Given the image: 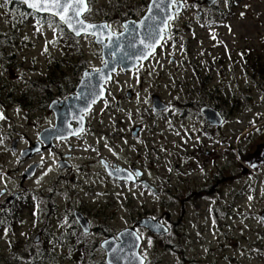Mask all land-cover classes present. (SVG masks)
Segmentation results:
<instances>
[{
  "label": "rangeland",
  "instance_id": "1",
  "mask_svg": "<svg viewBox=\"0 0 264 264\" xmlns=\"http://www.w3.org/2000/svg\"><path fill=\"white\" fill-rule=\"evenodd\" d=\"M149 1L92 0V10L86 18L111 24L117 34L122 31V22L142 18ZM204 2L186 0L182 15L172 23L171 29L175 27L171 30L172 38L141 71L117 75L107 106L102 102L92 112L94 135L88 137L87 143L94 149L78 153L80 162L91 158L90 171H80L79 182L65 190L58 202L62 216L71 212L66 202L78 205L85 200L93 201L94 214L85 216L92 233L86 238L78 234V243L84 246L78 251L75 248L74 252L69 248L66 257H60L62 253L53 250L48 241L39 252L42 264H91L86 263L89 252L93 264H105L99 248L101 242L122 228H132L141 216L159 220L168 229L164 235L138 229L142 239L140 253L146 264H264V154L254 156V148L264 144V0H220L214 6L222 10L220 18L210 16ZM8 4V0H0V36L10 37L0 40V113L4 116L0 119V131L6 134L11 129L13 125L5 117L19 120L17 107H22L27 111L23 114L25 121L19 124V130L28 135L23 137L21 146H24L26 138L32 139L35 134L24 125H34L41 118L37 110L39 95L55 99L57 86L65 85L68 97L76 89L83 71L99 69L104 63L100 48L91 38H71L49 22L44 26L25 22L26 17ZM230 5L232 8H228ZM37 34L45 38L43 44ZM50 40H59L62 50L56 43L44 45ZM209 68L216 73L218 92L214 94L219 99L218 112L225 118L222 129L217 130L222 141L216 146L220 153L223 151V167L226 170L227 165L228 171L223 193L202 199L187 193L191 186L202 184V165L193 160L191 168L182 167L191 174L188 178L179 179L175 172L169 171L174 164L171 152L188 143L193 147L196 142L190 137L197 140L200 128H205L194 118L198 113L191 112L185 103L204 93L194 71ZM156 96L169 105L167 111L152 110ZM18 98L26 99L27 107L14 103ZM212 99L214 96L209 94L206 101ZM135 129L138 132L133 138ZM151 158L158 162L152 165ZM100 159L121 169L129 170L134 165L145 167L150 181L155 183V177L159 179L156 189L161 194L157 195L156 190L149 195L134 189L130 183L123 186L110 182L100 167ZM18 167L15 159L8 166L12 171ZM232 168L236 177L230 174ZM56 176L50 165L49 172L44 170L41 176L23 184L31 193L27 194L31 206L40 198L34 193L41 194V189L56 183L59 179ZM5 184L13 190L20 188L18 180L3 179L0 187ZM70 184L68 179L64 181L65 186ZM169 187L175 189V202L166 194ZM103 201H108L105 208L101 206ZM42 225L33 220L32 231L33 226L39 229ZM18 236L21 237L17 231L16 245L20 242ZM0 245L3 248L0 264H27L30 257H37L29 251L8 254L7 246ZM51 256L59 258L49 261Z\"/></svg>",
  "mask_w": 264,
  "mask_h": 264
},
{
  "label": "flooded vegetation",
  "instance_id": "2",
  "mask_svg": "<svg viewBox=\"0 0 264 264\" xmlns=\"http://www.w3.org/2000/svg\"><path fill=\"white\" fill-rule=\"evenodd\" d=\"M161 48L163 47H160L156 50L155 55L159 53ZM61 50L62 48L60 45V51ZM151 58L148 61H150ZM138 69L139 70L136 69L131 72L117 71L115 74L116 76L113 75L110 82H107L104 86V97L99 100L89 112H84L81 114V116H83L82 121L80 120L81 116L78 114L80 112L78 111V108L71 110L70 112H65L63 110L65 107L69 108L70 104H73L72 101L73 98L77 96L76 92L79 87V83L74 92L69 94L68 97L66 96V88H64L65 85L57 86L58 95L55 99L48 98L44 94H40L39 97H41V99L40 101H37L40 108L37 110L41 112V118H39L34 125L29 123L24 125L25 128H31L33 133H35L32 139L26 138L24 146H21V143L24 142L23 137H27L28 135L23 134L19 130V124L21 121H25L23 114H27V111H25L22 107H17V112L19 113L17 116L19 120H16L15 117H5L7 122L13 126L6 134L1 133L0 131V134H3L2 136L0 135V183L3 179H7L8 181L18 180L20 182V188L18 189L13 190L10 186H7V184H5L3 187H0V235L3 234V236L0 237V243L7 246L5 250L8 252V254L14 255L18 251H29L32 255H36L37 257L34 259L30 257L27 260V264H42L43 258L39 256V252L42 250V247L45 248V245L48 243V241V245L52 244L53 250L56 249L55 251L62 253L60 257H66V252L69 248L74 252L75 248H77L78 251L82 246H84L78 243V234L82 233L83 237L86 238V236H89V234L92 233L90 223L85 216L88 217L89 214H94L92 211V208H94L93 201L90 203L88 200H85L84 203L78 205L75 203L72 204L71 202H66L67 206L70 207L71 212L63 214L62 216L60 215V207L58 202L61 198H63L61 194L64 193L65 190L67 191V189H69L71 186H74L75 183L79 182L77 180V174H80V171L82 173L85 171H90L88 162H90L91 158L87 157L80 162L78 153L80 151L87 152L94 149L90 144L87 143L88 137L94 135V121L91 118L92 112L102 102L110 101V97L113 96L111 85L116 79L117 75L123 76V74L126 75L128 73H137L141 71L142 67H139ZM204 70L205 71H194L196 80H199L202 87L204 88L202 90L204 93L199 95V97L194 96L192 99L188 100L185 103V106H187L191 112L194 110L198 113L196 116H194V118H196L195 120L200 122L202 127L205 128H200L198 136L196 137L197 140H194L190 137V139L196 142L192 145L193 147H190L191 143H188L183 147L175 148L173 152H171L174 164L169 171L170 174L175 172V174L179 176V179L183 177L188 178L191 174L188 173L187 170L183 171L182 167L188 166L191 168V162L193 160L202 165L201 169L204 170V173L201 177L202 184L193 185L190 187L191 191L187 190L189 196L194 194L195 198L201 197L202 199L208 195L222 194L225 177L222 160L223 151L220 153L219 147L216 146L222 141V138H219L220 132L217 130L222 129L225 123V118L221 115V113L218 112L219 104L217 103V100L219 99L218 97H215L214 94L215 91L218 92V87L215 82L216 73L211 71L212 68ZM88 71L94 73L92 70ZM215 72H217V70ZM68 89L69 88H67V91ZM208 90H212L209 92V94L215 98L212 99V101H206V99L209 98V94L207 93ZM14 103H19L21 106L27 107L26 99L18 98L15 99ZM117 103L119 105V100H117ZM203 108L213 109L220 114L222 119L220 126H210L209 121L201 113ZM76 120H78V122ZM81 127H83L84 131L80 132L79 135H73V132H78ZM203 140H207V142L205 143ZM227 144L228 142L225 143V145ZM256 148H254V150ZM206 158L208 159L206 160ZM13 159H15L17 164H19L18 169L14 171L8 168L10 161ZM155 160H158L157 156ZM203 160L204 163L202 162ZM83 162H87L88 164L80 166V164ZM157 162L158 161H154V163L152 162V165L156 164ZM99 163L103 173H105V175L108 176L110 180H112L110 182L116 181L123 186H127L130 183L131 187L133 186L134 189H139L142 192L149 193V195L154 194L153 191L157 190L156 186L159 184V179L155 177L156 179L154 181L156 184L150 181V178H148L145 174L147 173L145 167L140 168L139 166L134 165L129 168V170L123 169L129 173H135L136 171L140 173L138 177L134 176L133 179L123 181L118 180L108 172V169L112 172L115 165L108 163L105 161V159H100ZM105 164H107V167ZM228 164L231 163L228 162ZM50 165L56 170V179H59L56 181V183L53 184V182H51L45 189H41V194L35 192L34 195L40 197L41 200L40 198H36L37 200L34 201V206H31L27 198V194L31 193L27 187L23 186V184L27 181L36 179L38 176H41L44 170L49 172ZM23 166L24 168H22ZM85 167L87 170L84 169ZM234 168L238 170V166H235ZM226 171H228L227 165ZM231 171H233V168ZM184 174L186 176H184ZM88 175H91V173L88 172ZM233 175L236 177L235 173H233ZM66 179L71 182L70 185H64V181ZM229 179L231 180L232 178ZM94 181L96 183V179ZM58 187H62L60 188L59 192ZM72 191L74 192L75 189H72ZM174 191L175 189L173 187H169V189L166 191V194H169L171 201L173 202H175V199L177 198V195H175ZM156 192L157 195L161 194V191L157 190ZM107 203L108 201H103L101 203L102 208H105ZM32 210L35 212V214L32 212ZM39 213L41 214V217H38ZM76 213H79L82 216L84 215L83 217L88 221L90 227L89 234H85L81 230L80 225L75 217ZM113 213L114 212L111 214ZM33 220H35L36 224H43L42 227L38 229L36 226H33L34 230L32 231ZM133 227L134 225L132 228ZM44 230H47V233H44ZM17 231L21 237H17L20 239V242L16 245L14 244V233ZM121 231H123V228L120 230V232ZM118 233L110 236L109 238L116 237ZM33 237L34 239H32ZM100 245L99 248L101 249ZM38 246L40 249H37ZM1 250H3V248L0 245V251ZM101 251L104 254L105 259V253L102 249ZM57 258H59V256H51L48 258V260L51 261ZM88 258H91L92 260L91 253H89ZM3 261L8 262L9 260L3 259Z\"/></svg>",
  "mask_w": 264,
  "mask_h": 264
},
{
  "label": "snow or ice",
  "instance_id": "3",
  "mask_svg": "<svg viewBox=\"0 0 264 264\" xmlns=\"http://www.w3.org/2000/svg\"><path fill=\"white\" fill-rule=\"evenodd\" d=\"M22 2L31 8L34 12L49 13L52 17H59V20L65 24L76 36L84 34L85 36L92 35L98 38V42L103 43V39L106 38L109 41H113L114 33L112 30V25L105 23L102 25H96L86 22L84 17L85 13L91 12L90 4L92 0H22ZM187 6L186 0H151V3L147 7V14L142 18V20L137 23L135 21L129 23H124L121 25L123 32L120 33L121 36L127 33V49L132 54L131 58L142 62L148 59L150 56H154L157 47H163L167 43L168 39L172 38V33L170 28L172 22L178 18L180 9ZM163 14V15H161ZM51 26V25H50ZM39 31V29H37ZM105 31L107 36L105 37ZM142 32V34H141ZM213 39H215V34H213ZM137 40L139 41L140 50L137 51ZM120 37H115V47L120 48ZM50 43L55 44L56 41H50ZM110 46V45H109ZM44 51H47L45 47ZM112 55H115L113 51ZM104 67L108 68L109 62L104 61ZM142 66V64L140 65ZM114 71V69H112ZM139 70V69H137ZM94 73H98V79L107 83L111 80V75H104L103 69H93ZM92 76L89 72L83 74V81H91ZM89 92L86 94L88 99L87 106L83 111L89 112L91 110L92 104H95L97 97L102 98V93L104 91L101 86L100 91L95 90V86L91 83H87ZM77 96V99H80ZM107 106V102H105ZM0 119H4L2 113H0ZM83 120V116L80 117ZM84 129L81 127L78 132H73V135H79ZM107 167V164H105ZM123 169L118 167H113L110 174L117 176L119 178L120 173ZM139 172L128 173L127 179H133L134 176L138 177ZM251 199V197H249ZM154 219V218H153ZM155 227V226H153ZM128 235H133V233H128ZM140 237L136 236V240ZM107 243V242H106ZM128 247H135L133 244H129ZM123 251V247L120 248ZM117 248H113L112 252H116ZM133 255H135L133 253ZM142 264V262H141Z\"/></svg>",
  "mask_w": 264,
  "mask_h": 264
},
{
  "label": "water",
  "instance_id": "4",
  "mask_svg": "<svg viewBox=\"0 0 264 264\" xmlns=\"http://www.w3.org/2000/svg\"><path fill=\"white\" fill-rule=\"evenodd\" d=\"M12 1L15 2V3H19V4L24 5L27 10L33 11L31 8H29L27 5H25L22 2V0H12ZM217 1H219V0H205L204 3L209 8L212 5H214L215 3H217ZM150 3H151V0H150L149 4ZM183 8L180 9L179 15L182 13ZM35 13H37L39 15L51 16L49 13H40V12H35ZM85 14H84V16H85ZM146 14H147V11L143 15V17ZM161 15H163V14H161ZM54 18L57 19L67 29V31L71 35H73L75 37L85 36L84 34H81L80 36H76L65 24H63L59 20V17H54ZM82 18H84V17H82ZM142 18L139 21H135V22L139 23L142 20ZM132 21H134V20H128V21H126L124 23H129L130 24V22H132ZM124 23H122V24H124ZM92 24H94V23H92ZM102 24H105V23H100V24H96V25H102ZM130 27H131V24H130ZM122 32H120V33H122ZM120 33L119 34H115L114 33L113 41H109L106 38H104L103 39V43L98 42V38L96 36L88 35V37H92L93 38L94 43L96 45L100 46V48H101V57H102L103 61H108L109 62L108 68H105L104 64L101 67V69H103V71H104V75L105 76L110 74L111 77H112L113 74L117 73L118 69L122 70L123 72L134 71L141 64L142 65L145 64L151 58V56H150L148 59L143 60L142 62H138V61L132 59L131 58L132 54L129 52V50L126 47L127 39H128L127 33H124L123 36H121ZM141 34H142V32H141ZM106 36H107V32L105 31V37ZM116 36L120 37V41H119L120 44H121L120 48H116L115 47V37ZM140 47L141 46L139 45V41L137 40V51L140 50ZM158 48L159 47H157L156 50ZM113 51L115 52L114 56L112 55ZM112 69H114V71ZM90 74L92 76V79H91V81H87V82H89L93 86H95V90L97 92L100 91L101 86L104 89V85L106 83L104 81L98 79L99 74L98 73H90ZM82 81H83V79H82ZM86 84L87 83L83 84L81 82V84L78 87L77 92H76L77 96H80L81 98L77 99V96H75L73 98V101H72L73 104H70V107L68 106L69 108L65 107L63 109L65 112L66 111L70 112L71 110H74V109L78 108L79 109L78 111L81 112V113L80 112L78 113L80 116H81V114L84 113L83 109L87 106L88 99H89V97H87V95H86L89 92V89H88V87H86ZM104 94H105V90L102 93V98L104 97ZM102 98H100L98 96L97 97V101H96L95 104H97L98 101L101 100ZM95 104H92L91 108ZM167 108L168 107L165 104L161 103V101L158 100L156 97L153 98V100H152V109L154 111L162 112V111H165ZM201 113L209 121L210 126H220V124L222 122V119H221L220 115L216 111H214L213 109H210V108H203ZM77 117H79V116H77ZM76 121L78 122V120H76ZM137 132H138V129H135L132 132V136L136 137V133ZM263 147H264V144L261 145L260 147H258V149H256V152H255V155H254L255 157L262 156L264 154V151L263 152L261 151V148H263ZM108 172L111 173V171L109 169H108ZM128 173L129 172H126L124 170L123 173L120 174L119 178H117V176H115V175H112V174L111 175L113 177H116L118 180L126 181V180H129V179H127ZM75 217H76V220L78 221V223L80 225V228L83 231V233L89 234L90 233V227H89V224H88L87 220L79 213H76ZM153 226H155V227H153ZM136 227L142 228V229H146L150 233H152L153 235L154 234L155 235H164V234L168 233V229L164 225H162L159 220H152V219H149V218H144V219L139 220L137 222V224H136ZM128 233H133V235H128ZM136 236H139V235L133 229H127V230H124V231L118 233L116 235V238H110V239H108L106 241H103L101 243L100 247L105 253V262H106V264H141V262H142V264H145L146 260L140 254V247H141L142 241H141V238L139 240H136ZM129 244H133V245H135V247H131L130 248V247H128ZM121 247H123V251L120 250ZM113 248H117V251L116 252H112ZM133 253L135 255H133Z\"/></svg>",
  "mask_w": 264,
  "mask_h": 264
},
{
  "label": "trees",
  "instance_id": "5",
  "mask_svg": "<svg viewBox=\"0 0 264 264\" xmlns=\"http://www.w3.org/2000/svg\"><path fill=\"white\" fill-rule=\"evenodd\" d=\"M229 1V0H228ZM8 7L9 8H11V9H14L15 11H17V14H21V15H24L25 17H26V19H25V22H27V21H29V22H36V23H39L40 25L42 24V25H44V24H47L48 22L49 23H51L55 28H57L58 30H59V32L60 33H62V34H64V35H66V36H70L68 33H67V31H65L63 28H62V26L55 20V19H52V18H50V17H46V16H44V17H42V16H39V15H37V14H34V13H32V12H27L26 11V9L24 8V7H22L21 5H19V4H17V3H14V2H12L11 0H8ZM228 8H232V6L230 5ZM210 13H209V15L210 16H212V15H214L216 18H220L221 16L219 15L220 14V12L222 11L221 9H218L217 7H216V9H215V7L214 8H211L210 10ZM101 21V20H100ZM105 22V21H104ZM175 28V27H174ZM173 28V29H174ZM172 29V30H173ZM5 37H7L8 39L10 38L9 37V35H3V34H1V36H0V40L1 39H3V38H5ZM72 38V37H71ZM8 57L10 56V55H7ZM226 173H227V171L225 170V168H224V175H225V177H224V179H226ZM233 171H231V175H233ZM141 217H143V216H141ZM90 253V252H89ZM86 263H91V264H93V263H95V262H93L92 260H91V258H88V260H87V262Z\"/></svg>",
  "mask_w": 264,
  "mask_h": 264
},
{
  "label": "bare ground",
  "instance_id": "6",
  "mask_svg": "<svg viewBox=\"0 0 264 264\" xmlns=\"http://www.w3.org/2000/svg\"><path fill=\"white\" fill-rule=\"evenodd\" d=\"M84 83H89V82H87V81H84V82H83V84H84ZM83 88H84V87H83Z\"/></svg>",
  "mask_w": 264,
  "mask_h": 264
}]
</instances>
